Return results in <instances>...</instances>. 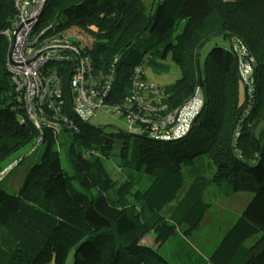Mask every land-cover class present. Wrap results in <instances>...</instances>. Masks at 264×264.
I'll return each instance as SVG.
<instances>
[{
	"label": "trees",
	"instance_id": "obj_1",
	"mask_svg": "<svg viewBox=\"0 0 264 264\" xmlns=\"http://www.w3.org/2000/svg\"><path fill=\"white\" fill-rule=\"evenodd\" d=\"M230 3L46 0L39 21L52 25L49 33L83 30L91 43L72 41L84 46L96 73L112 69L109 103L124 106L135 68L156 87L164 114L201 96L199 113L180 133L153 137L115 115L135 133L117 131L115 145L88 123L94 113H76L67 92L59 115L44 108L40 130L27 119L1 34L15 16L13 0H0V183L42 146L13 190L0 184V243H8L0 264H64L71 250L75 264H264V0ZM216 37L230 47L214 46L201 58ZM240 49L254 60L247 83L238 76ZM167 60L180 76L159 87L144 66L165 72ZM186 179L173 212L163 214ZM241 191L253 196L239 216L196 234L212 207L205 193L218 199ZM150 232L153 246L143 241Z\"/></svg>",
	"mask_w": 264,
	"mask_h": 264
},
{
	"label": "built area",
	"instance_id": "obj_2",
	"mask_svg": "<svg viewBox=\"0 0 264 264\" xmlns=\"http://www.w3.org/2000/svg\"><path fill=\"white\" fill-rule=\"evenodd\" d=\"M46 0H13L15 16L2 31L7 47L5 67L19 99L24 102L27 119L41 129L44 108L59 115L63 94L68 93L71 107L80 116L95 112L124 114L127 127L134 131L147 128L153 137L165 135L169 130L180 133L190 128L202 107L199 93L182 107L165 113L156 87L142 77L141 68H135L129 88L122 98L121 107L109 103L112 69L108 74L96 73L93 63L80 43L51 32L52 25L39 20ZM238 50L240 77L248 80L251 65L240 64L249 54ZM240 60V61H239ZM65 79L67 81L64 87Z\"/></svg>",
	"mask_w": 264,
	"mask_h": 264
},
{
	"label": "rangeland",
	"instance_id": "obj_3",
	"mask_svg": "<svg viewBox=\"0 0 264 264\" xmlns=\"http://www.w3.org/2000/svg\"><path fill=\"white\" fill-rule=\"evenodd\" d=\"M147 1H150V0H147ZM220 1H222L223 4L234 2V0H220ZM235 18L236 17H234V19ZM64 33L65 34L63 35L67 36L68 38L72 40H76V41H81V43L83 42L89 45L92 41V38H90L83 30L75 26H72L69 29L65 30ZM229 38L236 39L233 33H230ZM214 46H219L223 48L230 47L228 41H225L223 38L221 37L213 38L210 42L206 43L202 47L200 51L201 58H203L206 55V53ZM247 58H250L251 60L246 59L244 56L242 57V59L240 58L241 60L240 64L243 65L245 62H247L249 65H251L254 62L252 56H248ZM6 62H7V59L5 61V64ZM164 64L167 66V70L165 72H156L152 68L144 66V73H145V76L148 78V80L154 81L160 86H168V85L173 84L179 78L180 76L179 68L174 63L167 60L165 61ZM240 71L241 69L239 65V75H240ZM66 85H67V81L65 79V82H64L65 88H66ZM248 89L249 88L246 85L245 90L247 91ZM248 96H249V93H248ZM67 101L69 102V99ZM88 123L93 127L102 128L101 134L104 137L111 139L115 145H118L120 143L119 139L116 136L117 131H124L130 135H135V133L132 130L130 131L128 130V128L124 124V121L121 118L115 117V115H112V114H103L101 112H96L91 117L88 118ZM260 127H264V123ZM41 150H42L41 145H35L33 148H31L29 151L30 153H28L27 157L25 158V161L19 164L18 166H16L12 171L5 174L3 181H1L0 183L1 187L7 190H10V191L13 190L15 186L19 184L21 175L25 171L27 165L32 160V157L37 156L41 152ZM187 182H188V179L184 181L176 197L164 207V209L162 210L163 214L168 215L171 212H173L177 199L179 198L183 190L188 185ZM252 196H253L252 192H242L241 191V192H237L236 194L228 198H218V199L209 198L208 199V195L205 193V198L206 200L211 202L212 207L205 214V217L202 220L200 224V228L198 229L196 234L200 235L201 233H203L206 230L207 223H212L214 221H217L215 223V226L218 227V221H226L231 216H236V217L239 216V214L242 212V210L247 205L248 201L251 200ZM127 225H128V222L126 220L121 221L120 229L124 230ZM4 237L5 236H3L2 239ZM153 237H154L153 234H151L150 232L149 235L144 238L143 240L144 244L153 246L154 245ZM6 242L7 241H2V243H0L2 246V252L0 255V259L3 256H5L7 253L8 243ZM88 248L89 247H85L83 251L87 252ZM74 256H75V253L73 250H71L68 253L64 264H74Z\"/></svg>",
	"mask_w": 264,
	"mask_h": 264
},
{
	"label": "water",
	"instance_id": "obj_4",
	"mask_svg": "<svg viewBox=\"0 0 264 264\" xmlns=\"http://www.w3.org/2000/svg\"><path fill=\"white\" fill-rule=\"evenodd\" d=\"M235 60H236V63L238 64V56H237V54L235 55ZM238 76H239V72H238ZM199 89H200V92L202 93L203 91H202V85H201V83L199 85ZM239 116H240V114L238 115V118H239ZM238 118H237V120L235 122V126H236V124L238 122Z\"/></svg>",
	"mask_w": 264,
	"mask_h": 264
},
{
	"label": "crops",
	"instance_id": "obj_5",
	"mask_svg": "<svg viewBox=\"0 0 264 264\" xmlns=\"http://www.w3.org/2000/svg\"><path fill=\"white\" fill-rule=\"evenodd\" d=\"M147 79H148V78H147ZM151 82H152V83H155L154 81H151ZM155 84L158 85L157 83H155ZM158 86H159V87H163V86H160V85H158ZM76 258H77V256L74 257V259H75V260H74V264L76 263V260H77Z\"/></svg>",
	"mask_w": 264,
	"mask_h": 264
}]
</instances>
